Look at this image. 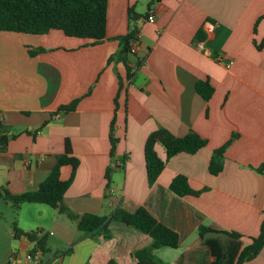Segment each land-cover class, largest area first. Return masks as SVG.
I'll use <instances>...</instances> for the list:
<instances>
[{
	"label": "crops",
	"instance_id": "obj_1",
	"mask_svg": "<svg viewBox=\"0 0 264 264\" xmlns=\"http://www.w3.org/2000/svg\"><path fill=\"white\" fill-rule=\"evenodd\" d=\"M142 1L108 0L105 37L98 42L57 29L0 31V134L8 140L0 151V190L36 189L68 141L79 161L63 195L73 213L107 215L119 204L132 210L147 201L155 215L188 232L178 247L154 251L164 264H212L213 253L196 250L202 241L196 219L237 232L244 246L264 218V0ZM139 3L144 11L136 9ZM148 10L154 23L146 20ZM132 30L140 34V50L117 55L119 37ZM218 54L231 65L216 62ZM198 80L212 85L208 100L197 93ZM74 100L72 111H57ZM159 126L176 136L194 131L207 143L168 159L150 186L144 143ZM229 140L222 170L209 173L214 150ZM155 149L164 159V147ZM71 172V165L61 166L60 179ZM177 174L205 191L169 193ZM15 228L44 236V250L32 255L36 241ZM109 229V239L74 243L76 222L56 208L14 205L0 195V264H105L111 258L132 264L131 252L151 242L120 222ZM71 245V252L55 256ZM242 264H264V246Z\"/></svg>",
	"mask_w": 264,
	"mask_h": 264
},
{
	"label": "trees",
	"instance_id": "obj_2",
	"mask_svg": "<svg viewBox=\"0 0 264 264\" xmlns=\"http://www.w3.org/2000/svg\"><path fill=\"white\" fill-rule=\"evenodd\" d=\"M107 1L0 0V31L44 34L49 30L57 29L67 36L87 38L93 42H98L105 37ZM156 1L149 0L148 5ZM128 12L131 18L137 15L131 8ZM135 33L136 31L132 30L127 35L119 37L121 50L118 51L117 55L120 56L125 52H130V43L134 40ZM42 50V48L29 50V54L34 55ZM195 89L205 100L211 97L214 90L208 80H198ZM76 103L77 100H74L70 104L60 106L57 111H72ZM230 141L214 150L208 164L209 173L216 175L222 170L221 158ZM7 142V136L0 134V151L6 148ZM115 143L116 139L112 137L111 155ZM157 143L164 147V159H161L156 152L155 146ZM206 143L207 140L194 131H189L183 136H176L161 126L157 127L149 133L144 143L148 184L150 186L154 184L166 161L172 156L180 152L193 154L205 146ZM78 163V159L72 154L69 142L66 141L64 152L57 156L54 166L36 189L16 195L9 193L7 190H0V195H4L14 205L22 202H32L45 203L56 208L60 213L65 214L68 219L76 222L78 235L74 243L85 238L95 239L99 236L106 239L111 238V230L109 229L111 222H120L132 227L151 238L148 245L136 248L131 252L132 264H164L154 254V251L161 247H178L188 232L176 229L165 218L162 219L155 215L154 211L148 206L147 201L132 210L119 204L107 215L94 213L78 215L73 213L63 202V195L72 181ZM66 164L71 165L72 172L67 180H61L59 176L60 168ZM168 191L177 197L197 196L205 191V188L195 190L189 185L186 176L177 174L170 181ZM164 198H168L170 202H177L176 199H171L167 195ZM195 222L198 226L199 237L202 240L200 248L196 250L199 254L205 253L203 250L208 255L213 253L215 261L212 264H242L253 259L264 246V218L260 223L258 235L251 237L249 243L244 246H242V241L239 240L240 235L237 232L217 230L212 226L199 224V218ZM15 231L16 234H22L30 241H36L35 248L30 251L32 255H35L38 249L44 250V236L38 238L34 232H24L17 228H15ZM207 234L213 235L205 237ZM71 250L72 245L64 251L55 252V256L61 253H69ZM181 257L182 255L179 259ZM105 264H117V262L114 258H111Z\"/></svg>",
	"mask_w": 264,
	"mask_h": 264
},
{
	"label": "built area",
	"instance_id": "obj_3",
	"mask_svg": "<svg viewBox=\"0 0 264 264\" xmlns=\"http://www.w3.org/2000/svg\"><path fill=\"white\" fill-rule=\"evenodd\" d=\"M146 20L149 23H154L155 22V18H154V14H153V11L152 10H148V14L146 16ZM139 38H140V34L138 32H136L135 33L134 40L132 41V44L130 45V51L133 52V53H138V51L140 50ZM214 59H215L216 62L223 63L227 67L229 65H231V63H232L231 60L226 61L223 58V55L222 54H218V55L214 56ZM107 204L108 205H111L110 201L107 202ZM26 258L27 259H32V257H31L30 254H27Z\"/></svg>",
	"mask_w": 264,
	"mask_h": 264
},
{
	"label": "rangeland",
	"instance_id": "obj_4",
	"mask_svg": "<svg viewBox=\"0 0 264 264\" xmlns=\"http://www.w3.org/2000/svg\"><path fill=\"white\" fill-rule=\"evenodd\" d=\"M141 2H143L142 0H140ZM143 3L141 4V3H139V4H137V6H136V9L138 10V11H144V8H143Z\"/></svg>",
	"mask_w": 264,
	"mask_h": 264
}]
</instances>
